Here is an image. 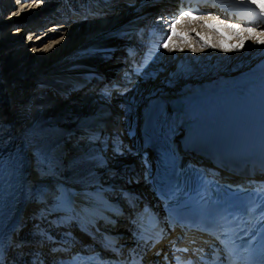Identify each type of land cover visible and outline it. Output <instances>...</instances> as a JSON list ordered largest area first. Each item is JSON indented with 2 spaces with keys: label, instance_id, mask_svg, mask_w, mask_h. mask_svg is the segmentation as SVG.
<instances>
[{
  "label": "bare ground",
  "instance_id": "bare-ground-1",
  "mask_svg": "<svg viewBox=\"0 0 264 264\" xmlns=\"http://www.w3.org/2000/svg\"><path fill=\"white\" fill-rule=\"evenodd\" d=\"M23 1L17 0L19 12L37 1L44 5L47 0H31L27 4ZM144 1H115L102 15L91 17L88 24L78 18H71L69 23L57 20L58 17L45 18L52 7H40L33 13L16 17H1V23L15 21L21 26L18 28L19 39L2 50V54L6 52L19 61L0 68V136L3 137L0 151V264H68V253L73 249L72 237L77 236L81 221L85 222L92 216L107 221L106 218L114 215V207L107 201L103 188L113 185L117 179L127 180V169L131 165L122 162H127L128 156L110 160L111 152L102 147L106 142V132L115 124L114 117L118 120L124 113V124H133L140 131L148 115L161 109L171 99L212 98L264 77V44H253L256 42L255 34L247 39L249 47H243V51H224L221 48L213 53L202 48L203 51L193 53V46L201 48L213 34L220 35L215 28L206 26V22L223 21L224 24H238L241 28H253L256 33L264 31V16L259 14V9L251 4V0H211L208 6L217 18L182 22L176 27L178 35L171 37L172 50L161 51L140 76L124 83L130 88L119 100L124 109L115 111L118 104L108 102V98L99 92L96 95L98 107L91 108L90 101L85 98L90 91L76 90L71 79L99 67L109 78L102 83L110 85L119 64L110 59L114 52L109 48L123 45L127 37L125 28L139 24L148 13L155 11L157 7L142 4ZM8 2L0 1V14L12 6L10 2L6 5ZM6 13H12V10ZM37 14H40L38 18L34 17ZM117 14L124 17L115 23H94L96 19L111 18ZM36 18L38 25L35 23V26L26 27ZM219 27L227 35L238 34L223 25ZM21 29L26 30L25 41L20 39ZM52 32L55 36L62 34L63 39L41 64L30 68L28 64L35 58L34 51L52 37ZM242 35L248 36V33ZM24 44L28 48L27 53H24ZM175 51L180 52L177 53L178 58L168 60V55ZM253 52L257 53L255 58L250 55ZM195 59V63L191 62ZM27 65V69H33L32 73L35 70L41 73L34 74L29 80L22 75L11 79L15 75L12 72L15 66L20 67L19 72H22ZM27 85L45 88L32 92L35 96L32 105L35 104L33 107L39 114L32 125L27 124L28 119L24 121L26 116L18 121L15 105L14 108L9 107L17 102L19 88L24 89ZM8 107L16 110L17 115L7 117ZM117 126H120L119 122ZM139 147L140 143L136 145L134 139L131 145L134 162H138L135 154ZM130 188L143 199L149 198L146 187L130 185ZM74 191L78 194L74 203L62 205V196L71 195ZM116 220L125 222L116 227H125L123 230L128 232L126 220L121 216ZM127 238L134 239L130 235L124 239ZM163 244L164 241L155 245L151 241L145 243L142 259L146 257L148 264H152L150 253L156 250L153 248L163 247Z\"/></svg>",
  "mask_w": 264,
  "mask_h": 264
},
{
  "label": "rangeland",
  "instance_id": "rangeland-1",
  "mask_svg": "<svg viewBox=\"0 0 264 264\" xmlns=\"http://www.w3.org/2000/svg\"><path fill=\"white\" fill-rule=\"evenodd\" d=\"M2 3H3V1H6V2H8V0H0ZM21 1V0H20ZM29 1H31V0H24L23 1V3L24 4H27ZM9 2H10V4L12 5L9 9H7L6 10V12L8 11V13H9V10L11 9L12 10V13H9V14H7L6 12H4L2 15L0 14V20L4 17V18H8L9 16H11V17H16V16H19V14H22V15H26V14H28V13H33L32 11L35 9V10H37L38 8H40V7H43V3L41 4V3H39V1H37V3H35L33 6H35L36 8H34L33 6H30V5H28L27 7H25L24 8V11H22V12H19V8H20V6L17 4L18 2H17V0H9ZM9 2L6 4V5H9ZM22 3V4H23ZM18 5V6H17ZM5 11V10H4ZM24 13V14H23ZM41 14V13H40ZM40 14H37L36 16H34V17H37L38 15H40ZM2 17V18H1ZM38 18V17H37ZM37 18L36 19H34V21H33V23L32 24H35V23H37V21H39V20H37ZM14 20V19H13ZM16 20V19H15ZM21 20V19H20ZM19 20V21H20ZM18 21V22H19ZM29 22H30V20H29ZM1 23V22H0ZM38 24V23H37ZM21 25L19 24V23H15V21H13V22H2L1 24H0V36H2V37H0V68H2L3 66H5V65H11V64H17V62L19 61V60H16L17 58H15V57H12V56H10L9 57V55H7L6 54V52L4 53V54H2V50H6L12 43H15L16 41H17V39H19V27H20ZM22 30V29H21ZM47 30V29H46ZM23 30H22V32H20V39L21 40H24L25 41V38L27 37V35L26 34H24V36L25 37H23ZM11 34V36H9L8 37V35H10ZM54 36V37H53ZM63 35L62 34H57L56 36H55V33H53L52 32V37H50V39H48L46 42H44L43 44H41L40 45V47L37 49V51H34V55H35V58H34V60L33 61H31L28 65H31V67L30 68H33V67H36V65H38V64H41L42 62H43V60L47 57L46 55H48L49 54V52L50 51H52V49H54L57 45H58V42L59 41H61L62 39H63ZM236 38V39H235ZM240 38H241V35L238 33V34H228L226 37H224V36H221V35H218V34H213L211 37H210V41H209V43L210 44H215V45H217V47L215 48V47H210V46H207L206 44H204L201 48H198L197 46H193L192 47V49L193 48H198L197 50H196V52H198V51H203L202 50V48L204 49V51H211V52H213V53H215L217 50H220L222 47H220L219 46V43H220V41L221 40H224L225 41V45H228V46H231L232 44H236V43H238V41L240 40ZM44 41V40H43ZM233 41V42H232ZM249 41H245V46L246 47H249L248 46V44L250 43H248ZM21 44H23V41L21 42ZM254 45H256V44H258V43H253ZM49 45H52L51 47H48ZM26 46V44H24V49H25V52L24 53H27L28 51H27V47H25ZM244 46V47H245ZM250 46H252V45H250ZM47 47V48H46ZM45 48L47 49V50H45ZM195 48V49H196ZM23 49V48H22ZM181 49V48H180ZM191 49V50H192ZM200 49V50H199ZM207 49V50H206ZM215 49V50H214ZM245 48H242V49H240L241 51H243ZM190 50V49H189ZM189 50H185V51H189ZM30 51V50H29ZM232 51H235V50H232ZM196 52L194 51L193 53H195L196 54ZM177 53H180V52H171L169 55H168V60H170L169 58H173V60H176L177 58H178V56H177ZM247 54H249V53H247ZM24 56L25 55H27V54H23ZM250 55H253L254 57L253 58H255L256 57V55H257V53H255V52H253L252 54H250ZM23 57V56H22ZM191 60V59H190ZM170 61H172V59L170 60ZM188 63H190L191 64V62H193V63H195L196 62V59L195 60H192L191 62L190 61H188V60H186ZM32 62H33V64H32ZM248 64V63H247ZM28 65L27 66H25L24 68H23V70H22V72H19V68L20 67H18V66H15L14 68H13V70H12V72L13 73H15V75H13V77L11 78V79H13V78H15L16 77V75H22V76H24L25 78L24 79H26V80H29L31 77H33V75L34 74H39V73H41V72H36V70H35V73H32V71H33V69H31L30 70V68H28L27 69V67H28ZM19 72V73H18ZM31 72V73H30ZM33 79V78H32ZM31 79V80H32ZM13 83H15V81H13ZM13 86L16 88L17 87V85L16 84H13ZM45 88H39V87H37V86H31V85H27L26 86V88H22L21 89V87L19 88V90H18V95L16 96V98H17V102L16 103H13V104H11V106H9V107H13L14 108V105H15V108H16V110L18 111V121L19 120H23L24 118H22L23 116H26L25 118L26 119H24V121H26L27 119V124L28 125H32V124H34V122H36L37 121V119H38V117H39V114H38V110L37 109H34V107H33V105H35V104H33L32 105V99L35 97L34 96V93H32L33 91H41V90H44ZM9 107L8 108H6V116L7 117H9V116H15V115H17V111L15 112L14 110H10L9 109ZM33 107V108H32ZM9 111V112H8ZM13 111V112H12ZM32 113V114H31ZM4 114H5V112H4ZM125 116V115H124ZM124 118V117H123ZM122 118V119H123ZM26 124V125H27ZM112 179V178H111ZM27 248V246H25V249ZM24 249V250H25ZM22 252V251H21ZM154 259V257H152V260Z\"/></svg>",
  "mask_w": 264,
  "mask_h": 264
},
{
  "label": "snow or ice",
  "instance_id": "snow-or-ice-1",
  "mask_svg": "<svg viewBox=\"0 0 264 264\" xmlns=\"http://www.w3.org/2000/svg\"><path fill=\"white\" fill-rule=\"evenodd\" d=\"M251 4L255 5L259 9V14L261 16H264V0H251ZM185 17H188L191 19H202V17L194 16V14L192 12H183L181 14V16L172 23V25H171V36L168 37L167 42L162 44L163 48L172 50V48L170 47V45H172V38L171 37L178 35V33L176 31V24L180 23ZM219 25H223L224 27L232 29L235 32L241 34V38L238 41V43L233 44L231 46L225 45L224 41L221 40L219 46L222 47L224 51H232V50L239 51L240 49H242L245 46V41L247 39L251 38L254 34L256 36V43L264 44V31L256 33V30L253 28H241V26L238 24H224L223 21L213 22L211 24H208L206 22V26H208L210 28H215L221 36L226 37L227 33L223 32L221 30V28L219 27ZM244 32L248 33V36L242 35ZM197 35H200V34L197 33ZM201 39L204 40V37L201 36ZM204 42L207 46L217 47V45H215V44H210L208 40H205ZM51 46L52 45H49L48 47H51ZM45 50H47V49H45ZM180 50L182 51V49H180ZM192 50L196 51L197 49L193 48ZM71 264H78V262L73 261V262H71Z\"/></svg>",
  "mask_w": 264,
  "mask_h": 264
}]
</instances>
